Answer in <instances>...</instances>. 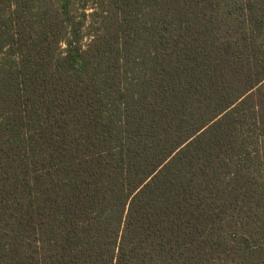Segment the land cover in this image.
Here are the masks:
<instances>
[{
    "label": "trees",
    "instance_id": "obj_1",
    "mask_svg": "<svg viewBox=\"0 0 264 264\" xmlns=\"http://www.w3.org/2000/svg\"><path fill=\"white\" fill-rule=\"evenodd\" d=\"M0 264H264V0H0Z\"/></svg>",
    "mask_w": 264,
    "mask_h": 264
}]
</instances>
